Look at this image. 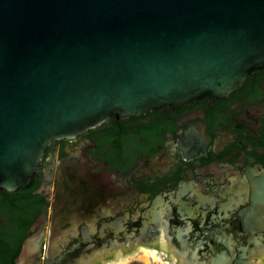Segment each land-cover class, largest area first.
I'll use <instances>...</instances> for the list:
<instances>
[{
    "label": "flooded vegetation",
    "instance_id": "1",
    "mask_svg": "<svg viewBox=\"0 0 264 264\" xmlns=\"http://www.w3.org/2000/svg\"><path fill=\"white\" fill-rule=\"evenodd\" d=\"M0 264H264V69L51 142L0 189Z\"/></svg>",
    "mask_w": 264,
    "mask_h": 264
},
{
    "label": "water",
    "instance_id": "2",
    "mask_svg": "<svg viewBox=\"0 0 264 264\" xmlns=\"http://www.w3.org/2000/svg\"><path fill=\"white\" fill-rule=\"evenodd\" d=\"M256 69L264 0H0V189L30 184L56 139L224 97Z\"/></svg>",
    "mask_w": 264,
    "mask_h": 264
}]
</instances>
